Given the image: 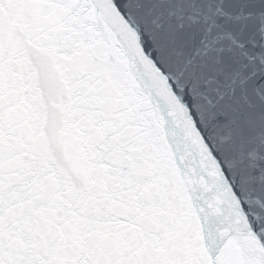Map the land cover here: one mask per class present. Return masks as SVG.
Listing matches in <instances>:
<instances>
[{"label": "snow or ice", "instance_id": "6c2138e0", "mask_svg": "<svg viewBox=\"0 0 264 264\" xmlns=\"http://www.w3.org/2000/svg\"><path fill=\"white\" fill-rule=\"evenodd\" d=\"M0 264H264V0H0Z\"/></svg>", "mask_w": 264, "mask_h": 264}]
</instances>
